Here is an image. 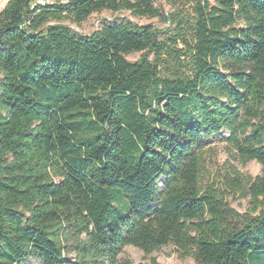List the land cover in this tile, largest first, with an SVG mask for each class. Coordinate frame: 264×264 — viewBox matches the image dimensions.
<instances>
[{
	"label": "trees",
	"instance_id": "trees-1",
	"mask_svg": "<svg viewBox=\"0 0 264 264\" xmlns=\"http://www.w3.org/2000/svg\"><path fill=\"white\" fill-rule=\"evenodd\" d=\"M155 1L0 9V264H135L126 247L169 245L196 264H264V172L201 184L210 139L264 169V0ZM102 11L171 31L62 24Z\"/></svg>",
	"mask_w": 264,
	"mask_h": 264
},
{
	"label": "rangeland",
	"instance_id": "rangeland-1",
	"mask_svg": "<svg viewBox=\"0 0 264 264\" xmlns=\"http://www.w3.org/2000/svg\"><path fill=\"white\" fill-rule=\"evenodd\" d=\"M8 0L0 1V9H2ZM211 2L213 0H210ZM155 5L161 8L165 13L172 12V8L167 4L166 0H156ZM117 18L127 19L137 25H151L157 29L167 28L168 25L159 22L157 19L135 18L128 12L112 14L109 11L92 14L85 22L80 25L73 24L69 21H64L62 24L71 28L77 34L86 36L100 29L104 22L113 21ZM54 24V23H51ZM170 33V29L167 28ZM140 53H133L126 56V60L136 62L140 58ZM223 136L227 134L222 133ZM231 168H236L240 173L250 175L252 177L261 175L264 169L256 162H249L246 165H241L234 153L224 142L215 139L207 141L205 153L201 162V184L204 186L214 183L219 186L222 178L229 174ZM227 202L238 213L243 214L248 208V198H241L238 194L227 197ZM124 256L131 259L135 264L143 263L150 264V258L156 259L158 264H196L192 256L182 257L180 252L172 245L161 247L158 251L153 252L149 256H145L143 252L135 247L128 246L124 249ZM22 264H38L33 259H28Z\"/></svg>",
	"mask_w": 264,
	"mask_h": 264
},
{
	"label": "built area",
	"instance_id": "built-area-1",
	"mask_svg": "<svg viewBox=\"0 0 264 264\" xmlns=\"http://www.w3.org/2000/svg\"><path fill=\"white\" fill-rule=\"evenodd\" d=\"M55 2H65V0H36V4L40 7L49 6Z\"/></svg>",
	"mask_w": 264,
	"mask_h": 264
},
{
	"label": "water",
	"instance_id": "water-1",
	"mask_svg": "<svg viewBox=\"0 0 264 264\" xmlns=\"http://www.w3.org/2000/svg\"><path fill=\"white\" fill-rule=\"evenodd\" d=\"M8 1H10V0H8ZM8 1H7V2H8Z\"/></svg>",
	"mask_w": 264,
	"mask_h": 264
}]
</instances>
